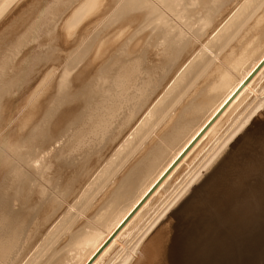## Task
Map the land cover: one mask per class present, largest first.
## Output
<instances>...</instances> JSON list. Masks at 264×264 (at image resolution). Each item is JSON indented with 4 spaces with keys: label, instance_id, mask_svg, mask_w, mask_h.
<instances>
[{
    "label": "bare ground",
    "instance_id": "obj_1",
    "mask_svg": "<svg viewBox=\"0 0 264 264\" xmlns=\"http://www.w3.org/2000/svg\"><path fill=\"white\" fill-rule=\"evenodd\" d=\"M72 1L73 0H24L22 4L19 5V8L22 7V11L19 12V14L17 11V16L14 17L10 21V24L0 32V82H5L6 86L3 85L5 88H7L8 85H10L9 87L12 85L15 86L16 91L17 89L20 90V88L16 89L18 83L23 82V85L24 83H29L28 80H30L29 78L34 72L35 67L45 59L44 53H46L49 49L52 53L51 49L53 48L49 47V49H46L48 46H45L46 48H44L43 46L46 43L44 44L43 42L44 45L41 46V40L36 44H38V49L43 47V49L47 50H44V53L40 50H37L34 46H30L31 48L24 50L29 44V40H32L30 41V44L32 42L35 44V42L40 39L41 32L46 33L49 31L47 37L51 36V39L55 40V42L54 40L53 42L56 45L64 46V44L69 42V38L73 34L76 35L77 33L75 32H78V30H80L79 28H82L80 27L79 23L77 24V21H79L81 16L86 17V20L87 18H92V16L100 18L99 20L95 18V20L97 19L98 21L93 24L92 27H90L91 29L88 28L89 31L82 37V39L79 41V43H77L75 48H73L70 53L62 49L64 51L63 55L65 58L62 59L63 61L59 64V66L63 62H65V64L63 63L64 66L57 75V78L64 80L65 84H67L72 77V72L74 69L72 64L76 62L79 63L83 60L87 61L83 71L75 75V77H72V80L78 82V90L75 93L67 94L65 92L64 94L57 95L59 97L55 100V104L53 103L54 99H52V97L48 98L45 103L41 104V102L34 100V98L38 95V92L48 80L44 79L46 81L43 82L40 87L35 89L36 91H34L32 95L30 94L31 97L29 100H27V103H25L22 107L20 106L21 108L18 109V111H15L16 113L0 130V264H8L12 254L15 255V248L20 245L19 240L23 238V236L26 237V241L29 242L30 246H33L34 236L38 235L37 233L41 232L43 228L45 229V227L50 223L51 219L57 214L53 212L50 214L52 208L56 212H59L64 208V211H62V219L59 220L58 223L56 222V226L54 221L50 223L48 230H45V232H48L52 226L54 228L52 227L53 229L48 232V234H45V238L38 245V247H36L33 256L30 258H33L35 255L38 256L39 250L44 245L42 243H45L52 236H55L57 233H59L60 228L66 224L68 229L71 230L69 242L72 243V247L73 245H75L74 248L78 247V250L73 248L77 251L73 256H71V259H73L71 264H83L92 251L96 249L102 240L110 233L114 226L127 213V211L138 200V198L143 194L148 186L164 170L166 165L174 158V156H176V154L186 144L190 137L219 107L228 94L237 86V84L242 80L247 72L264 54L263 43L261 45L258 44L259 46H256L257 50L260 47L258 53L252 57L248 64H246L239 72H237L232 65H235L236 62H239V64L243 62L242 59H245L242 56L244 54L243 50L240 49L242 50L241 54L243 53L240 58L238 56L240 53L237 55L235 53L236 56L234 58H238L236 60L234 59L236 62L232 61L231 57H229L234 55L231 48L232 46H229L231 48V50L228 49L229 52L228 50L226 51L227 55L225 53L223 54V52H225L223 51L224 48H227V45L231 44L230 42H235V40H233L235 34L241 32L240 38L239 36H236L237 39L239 38V40L236 39L237 41L233 46L239 44L241 39H243V43H245V38L248 39V32L250 34L249 25L254 23L251 22L248 24L247 22L254 18L253 16L258 13L259 8L264 4V0H245L241 11L239 13L235 11L236 14L238 13L236 16L232 17L230 15L231 19L227 23L228 25H226L225 28L220 26L224 28L223 31L222 28H220L221 30L217 29L219 30L218 32H222L219 34L216 32L217 36L214 35L216 38H213L210 43L208 41L205 43L207 38L204 41L203 35L205 34V31L212 25L214 20H216V12L222 10L226 4L227 7L230 6L232 1L235 0H190V2L187 1L190 6H186L187 3L185 1L186 4L183 6L181 5V8L178 7L180 5L178 0H172V3H170L168 0H109L112 3V6H109L108 3L105 4V0H83V3L80 0L81 3H79L82 5L72 12L74 13L73 16L71 15L72 17L70 16L73 21L69 22L67 20L68 22L65 21L67 22L66 24L65 22H62L63 25L61 24L58 26L59 22H56L54 18H58L61 13V9H63L65 5L68 6L69 4L70 6ZM76 1L78 2V0ZM173 1L176 4L175 7ZM18 2L21 1L1 0L0 19L3 16L5 17L6 14H8L13 6L15 7ZM166 2L168 4L170 3V6L166 4ZM183 3L184 0L182 4ZM204 4H208V11H204L206 9L205 7H207H204ZM191 5H194L195 10L200 8L199 5H202V7L205 8L202 11H204L205 14L207 12L206 15L204 14L205 16L201 12H198L200 15L202 14V18H200L199 15L195 13L201 20V23L198 24L199 27L197 29L192 26V24L197 23V21L195 20V22L193 20L194 22L191 24L190 21L192 20L189 21L188 19V16L192 15L189 14L194 13L192 12L194 9ZM241 5H243V3ZM69 6L65 7L66 9L64 11L62 10V13L65 14ZM81 11L82 13L80 14ZM137 12H142L143 19L148 21H146V23H140L138 28H135V31L131 33L130 38L132 36L135 37L136 35L139 37V35H141L140 33L145 32L149 25L155 23L151 31L143 35V37L147 38L143 41L144 43H147L143 51L137 54H109L106 52L107 49L109 50L108 43L116 39V32L122 26L121 22H123L126 18H130L129 14H134L136 16ZM11 13L12 15H9V17L7 15L3 20V23L1 22L3 25L6 24L9 19H11L15 11H11ZM74 17L76 18L74 19ZM192 17L193 16H191V18ZM57 20H61V18ZM257 20L259 19L257 18ZM29 22L31 23L29 24ZM262 22L263 21L259 22V25H261ZM80 23L82 24V21ZM106 23L107 25L105 27L101 26L105 25ZM2 24L0 25V30L2 28ZM25 24H29L27 25L28 29L26 28V32L23 28L22 30L16 32V30H19ZM51 25H53V27H51ZM246 25L249 27L246 28ZM18 26H20V28H18ZM49 26L52 28L51 30L48 28ZM254 27H252L253 33L256 32V27ZM44 28L46 29V32L43 30ZM106 29L109 31L106 32ZM123 30H121V32L118 31L120 32L117 34L119 37L120 34L124 35L125 32H127V29L125 32H122ZM263 31L264 26L260 32ZM34 32H36V35ZM153 32L162 36V41L159 43L157 42V46L153 45V37H147L148 34L153 35ZM19 33H21L20 36H17ZM32 34L35 36H31ZM100 35L102 38H100ZM141 38L142 37H140V39ZM157 39H155V41ZM149 40L151 41L150 44L148 43ZM167 40L172 41V46L168 45V48L165 47L164 43L167 42ZM248 41L246 43H248ZM69 43L67 44L69 45ZM106 43L108 45H106ZM67 44L66 47H68ZM134 45L136 46V43ZM135 46L132 45L133 48H135ZM150 46H154L156 49L151 52L149 50ZM246 46L248 45L246 44ZM112 48L113 47L111 46V49ZM58 50H60V48ZM60 52L62 51L60 50ZM47 55L49 54L46 53V58L48 57L50 60V58H52L51 55L50 57ZM190 56H192L193 59H191ZM101 58L103 60H107L103 61ZM189 58L191 59L190 63L188 62V60H190ZM98 59H100L101 62L95 65L94 61L97 62ZM186 61L189 63H186V68L184 67L185 69H182V73L179 72L180 74H176L180 67L182 68V65H185ZM78 63L76 64L79 65L80 63ZM41 64H43V62ZM90 65H94L96 67L92 69ZM59 66L57 68L55 67L54 71L51 70L52 73L50 75L48 74V78L55 74L56 70L59 69ZM74 67L77 66L75 65ZM230 67L232 68L231 71H229ZM173 72L179 76L178 78L175 76L176 80L173 79L175 82L172 81L173 83L169 87L170 84L168 85L167 81L169 78H171L170 76L174 74ZM202 75L204 77L201 79H204L205 77L206 79L208 78V80L213 79L212 86L206 82L210 87H200L202 84L201 82L198 89L196 88L194 91L195 93H192V97L190 99L186 97L189 99V101L186 102L184 100V104H186V106L180 107L178 105L180 108L178 109V107H176L177 111L175 113L171 111L174 113L173 116L170 114H167L168 116L166 117L162 116L168 111H165V113L162 114V111H160L158 105L160 104L162 107H166L169 102L172 103L171 101H173L176 95L178 96L179 93H181L180 91L182 88H187L191 85L192 89L193 81ZM163 86H165V89L167 86L169 88L167 87L168 89H166V91L165 89L163 90L165 92H162L161 95H164H162V97L160 95V100L159 98L158 101L155 100L157 101L155 105L153 102L149 104L154 95V97H157L159 90H162L161 87ZM0 90L2 93L3 90L1 88ZM184 90L186 91V89H183V92ZM8 93L9 92H7V94ZM0 95L1 98H5V95ZM183 96L185 98L184 93ZM31 100H33V103H31L29 106L30 108L25 109V112L21 114L24 107ZM15 104L16 103H14V105ZM53 105L55 106V110L52 108V111H50V107H53ZM151 105H153V107L149 110L148 108ZM162 107L161 110H163ZM173 107L175 108V104ZM4 110L2 114H0V126L3 124V121L7 119L3 118L5 117ZM167 110H170V108ZM262 112H264V64L241 88L239 93L218 115L214 122L204 131L200 138L192 145V147L186 152L182 159L161 181L157 188L148 196L143 204L136 210L132 217L104 247V249L91 262V264H131L138 255L139 251L142 249V246L154 228L164 218H166L172 209L183 202L193 190H196L199 186L208 182L218 162L223 160L225 156L231 153L232 149L235 147V144L239 141L243 134H245V132L249 131L255 122L254 120ZM160 113L162 115H160ZM200 113L201 115L199 116ZM158 114L160 117L162 116L161 119L163 118L161 128L158 129V125L161 124V122L159 123L158 121L161 120L157 118L158 120L155 122L157 124L159 123L157 125L158 127L156 126L158 131H156L157 129L155 128V130L150 131L151 134L148 138H146V134L144 137H142L141 141H139V146H136L139 144L138 142H136L137 144L133 146L137 137L142 132H144L147 127L149 129V125L154 122ZM18 115L20 116L18 117ZM41 116L42 121L44 120L46 124L47 122L49 123L48 126L41 124L45 123L42 121L40 122L41 119L39 118H41ZM138 118L142 120L139 122L138 126H135L134 129L133 123L138 120ZM13 121H15L14 124L12 123ZM155 122L151 125L152 127L149 130L155 126ZM11 123V127H9L7 130L6 128ZM25 130L31 131L32 135L30 138L32 140H36L39 143V147L44 144L46 140L48 141L50 136H53L57 133L64 131L63 136H67L65 141H62L63 137H59V139L55 140L56 142L52 144V147L51 144H49L46 150L43 149L39 157H33L34 159L32 161L34 164L32 163V165L29 166L27 162H25V157H22L23 153L20 155L22 158L18 156L20 154L18 147V141L20 139L18 137L23 135L26 132ZM4 131L5 134L2 135ZM17 131H20L21 134L18 135ZM70 131L71 133H69ZM153 133H155V136ZM122 137L124 140L120 139ZM149 139H151V143L147 144ZM171 139L173 140L174 145L171 142ZM120 142L122 143L120 144ZM144 143L147 145H145V147L143 146L144 149H142L141 147L144 145ZM164 143L166 144V149L169 148L168 152L163 151V147H165ZM73 144H75V146L78 144L88 145L83 162H70L71 166L73 167L72 173H74V175L72 174V177H69H76L74 178L75 180L84 177L83 174L85 173L86 178L91 172V168L87 162V160H89L90 154L105 155L108 152L110 153L111 151H115V153L112 152V156L108 155L111 157L109 158L110 160H108L106 156L108 164L105 166V169H103L104 171H102V173L108 172L113 167L109 177H115V181L113 183L111 182L110 184H107L106 182L110 178H106V181H104L103 185L101 186H103L105 191L108 189L109 190L99 199L95 205H92L93 207L91 206V209L90 205H88L90 210L88 207H85V204H89V202H84V204L83 201L82 203L81 201L76 203H67V194L65 197V192L60 191L61 189L59 185L61 184H58L56 180L57 178L55 179V176L48 171V169L51 168L54 159V161L58 162L64 157V161L61 162H68L67 159L71 154L69 151L71 152ZM66 151L68 153V157L66 156ZM38 152H40V150ZM52 152H55L54 159L51 160L50 158V160L46 161V158L50 157ZM133 157L134 159H132ZM76 159L77 158H75V160ZM148 170L150 171V174L143 177L145 174H147ZM98 173L100 172L98 171ZM50 174L52 176H50ZM98 175L96 177H98ZM101 175L99 176L100 180L103 178H100ZM104 175L107 174L105 173ZM142 177L144 179H142ZM139 178L142 179L140 187L137 190L135 189L136 191H134V193L130 192L133 184L137 179L139 180ZM73 180H71L72 182L69 181V184L72 185ZM91 180L92 182L88 185V188L85 189L86 192H88L90 188H93V183L97 182V178L94 182V179ZM59 181L60 179L58 182ZM138 183L139 182H137V184ZM66 185L69 186L67 183ZM82 186H84V184ZM61 187L62 190L66 189H63V185ZM171 188H173V190H170ZM102 191L103 190L100 192ZM86 192H83V194ZM161 199L162 201L159 203ZM52 200L56 203H51L54 204L53 206L55 208L51 207L49 204ZM122 200L126 202L122 206L118 207V204ZM64 203H67L66 207L64 206ZM81 204H83L82 207ZM155 205L157 207H154ZM103 210H107L106 213L105 211L103 212ZM151 211H153V214L150 215L149 213ZM48 214L50 216L44 218V216H48ZM147 214L150 215L148 220L146 218L147 222H144L143 225L139 226ZM98 215L101 217L104 216L103 218H106L108 215L112 217H108L109 220L107 223L105 222L106 225L97 227V230H86L85 228L88 226L87 219ZM61 246L55 248L49 256L46 255L47 257L45 260L40 262H36L35 260L36 264H63L62 262L65 261H63L65 257L63 254L59 256L63 250V246ZM17 249H19V247H17ZM46 252H49V250ZM46 252L44 251V255ZM40 260H42V258ZM31 261L34 262V260Z\"/></svg>",
    "mask_w": 264,
    "mask_h": 264
},
{
    "label": "rangeland",
    "instance_id": "obj_2",
    "mask_svg": "<svg viewBox=\"0 0 264 264\" xmlns=\"http://www.w3.org/2000/svg\"><path fill=\"white\" fill-rule=\"evenodd\" d=\"M1 1V0H0ZM21 2H18L16 5H15V7L13 6V8L11 9V11H15V13L13 14V16L11 17V19H9V21H7V23L6 24H2L3 23V20L6 18V16L8 15V17H9V15H12V13H11V11L8 13V14H6V16L4 17H2L1 19H0V25L2 24V28H1V30H0V32L1 31H3L6 27H7V25H9L10 24V21L14 18V17H16L17 16V11H18V14H19V12H21L22 11V7L21 8H19V5H21L22 4V2L24 1V0H20ZM65 1V0H64ZM67 1V0H66ZM167 1V0H166ZM170 3H172L171 1L172 0H168ZM177 1V0H176ZM183 2V0H178V2H179V8H181L180 6L182 5H184V4H186L187 3V1L188 2H190V0H184V3L182 4V2ZM185 1H186V3H185ZM241 2V4L243 3V5H241L240 4V2ZM80 2V0H78V2L76 1V0H73L71 3H70V6H69V4H68V6H69V8H68V10L65 12V14L64 13H62V10L64 11L66 8L65 7H68L67 5H65L64 6V8L63 9H61V13H60V15H59V17L57 18H54L55 20H56V22H59V24H58V26H60L61 24H62V22L64 23L65 21H69V22H72L73 20H72V16H73V14L74 13H72L74 10H76L77 8H79V6L80 5H82V4H80L81 2L83 3L84 1L83 0H81V2ZM105 2V4L106 3H108L109 4V6H112V3L109 1V0H105L104 1ZM174 2V1H173ZM181 2V3H180ZM230 2V1H229ZM237 2V3H236ZM75 3V4H74ZM170 3L168 4L167 2H166V4H168L169 6H170ZM244 3H245V0H238V1H232V4L230 5V6H228L227 7V4L224 6V8L222 9V10H220V11H217L216 13V20H214V22L212 23V25L205 31V34L203 35V40L205 41V39H206V41H205V43L208 41L209 43L212 41V39L214 38H216V36H217V33L219 34V33H221L222 31H223V29L226 27V25H228L227 23L229 22V20L231 19V17H230V15L233 17V16H236L240 11H241V9H242V6H244ZM174 4H175V2H174ZM237 4H239V5H237ZM72 5V6H71ZM187 5H189V3H187L186 4V6ZM234 5V6H233ZM176 6V4L174 5V7ZM190 6V5H189ZM188 6V7H189ZM192 6V5H191ZM196 6V5H195ZM199 6H200V8H199ZM197 5V7L199 8V9H197V10H195V7H194V5L192 6L193 7V9L195 10H192V12H194V13H190L189 15H191V16H193L192 18H191V16H188V19H189V21L190 20H192V21H190L191 22V24L196 20L197 21V23H194V24H192V26H194V28L195 29H197L198 27H199V25L198 24H200L201 22V20L199 19V17L200 18H202V14L204 15L205 14V12L204 11H208L207 9H208V4H204L203 6L205 7V6H207V7H205V8H203L202 7V5ZM263 6H264V4H263ZM263 6H261L260 8H259V11H258V13H256L255 14V16H253L254 18H252V19H250L249 20V22H247L248 24H250L251 22H254V23H251V24H254V25H246L247 27L246 28H248L249 27V30H250V34H249V32H248V35H247V38L248 39H246L245 38V43H243V39H241L240 41H239V44H236L235 46H233L234 44H235V42L237 41V40H239V38H240V33L241 32H239V33H237V34H239V35H237V34H235L234 35V39L233 40H235V42L233 41V42H230L231 44H228L227 46V48H224V50L223 51H225V52H223V54L225 53H227L226 51L229 49V50H231V48H232V52L234 53V55L233 56H229V57H231V59H232V61H234V62H236L235 60L236 59H238V58H234L237 54H239L240 53V55H238L239 56V58L241 57V55L245 58V59H242V61L243 62H241L240 64H239V62L237 63L236 62V64L235 65H232L235 69H236V71L237 72H239V71H241V69L246 65V64H248V62L252 59V57H254L257 53H258V51H259V48H258V50L256 49V46H259L258 44H262L263 43V45H264V31L263 32H260L261 31V29L263 28V26H264V10H263ZM71 7V8H70ZM173 7V6H172ZM235 9H234V8ZM238 7V8H237ZM239 7H241V8H239ZM263 7V8H262ZM19 8V9H18ZM201 8H203V9H201ZM232 8V9H231ZM205 9V10H204ZM261 9V10H260ZM20 10V11H19ZM107 10V9H106ZM191 10H190V12H191ZM200 10V11H199ZM202 10H204V11H202ZM229 10V11H228ZM234 12H233V11ZM197 11V12H196ZM238 12L237 14H236V12ZM261 11V12H260ZM106 12V11H105ZM105 12H103V13H105ZM198 12H201L202 14L200 15ZM204 12V13H203ZM222 14H221V13ZM228 12V13H227ZM231 12H233V13H231ZM262 12H263V14H262ZM82 13V11L80 12V14ZM195 13H197L198 15H199V17H197L198 15H196ZM261 13V14H260ZM111 14V13H110ZM195 14V15H194ZM206 14H207V12H206ZM205 14V15H206ZM221 14V15H220ZM227 14V15H226ZM235 14V15H234ZM64 15V16H63ZM72 15V16H71ZM134 14H129V16H130V18H126L123 22H121V24H122V26H121V28H119V30H117V32H116V36H118V37H116L115 36V38L116 39H114L112 42H110V43H106V45H108L109 47V50L107 49V51L106 52H108L109 54H121V53H127V54H137V53H141L142 51H143V49L145 48V46H146V44L147 43H144L143 41L144 40H146L147 38L146 37H143V35H145V34H147L148 32H150L151 31V29H152V27L155 25V23H153V24H151V25H149L147 28H146V30H145V32H143V33H140L141 35H139V37L136 35L135 37L134 36H132L131 38H130V36H131V33L133 32V31H135L134 29L135 28H138V25H140V23L142 24V23H146V21H148V20H144L143 19V13L141 12H137L136 13V16L134 15ZM204 15V16H205ZM220 15V16H219ZM61 16V17H60ZM71 16V17H70ZM66 17V18H65ZM70 17V18H69ZM228 17V18H227ZM230 17V18H229ZM260 17V18H259ZM262 17V18H261ZM61 18V20H57V19H60ZM67 18H69V19H67ZM76 17H74V19H75ZM81 18H82V20H81ZM81 18L79 19V21H77V24L79 23V25H80V27H82V28H79L80 30H78V32H75V33H77L76 35L75 34H73L69 39L71 40V42H70V40H69V42H67V43H69V45L67 44V46L68 47H66V44H64V46L63 45H56L54 42H55V40L54 39H51V36L50 37H47L48 36V32L49 31H47L46 32V29L44 28L43 30L47 33V35H46V33H43V32H41V37H40V39H38V41L37 42H35V44H34V42H32L31 44H30V41H32V40H29L28 41V45L25 47V49L24 50H27L28 48H31L30 46H34L37 50H40V51H42L43 53H44V50H46V49H49V47L50 48H53V49H51L52 50V53H51V51H50V49L46 52L47 54H49V55H47V56H49L50 57V55H51V57L52 58H50V60L48 59V57L46 58V53H44V55H45V59H47V60H45L44 59V61H42L43 62V64H38L36 67H35V70H34V72L32 73V75L30 76V80H28V84H25L24 83V85H23V82H20V83H18V86L16 87V89L17 88H20V90H16L15 91V86H11V87H9L10 85H8L7 86V88H8V90H7V88H5V82L4 83H1L0 85L2 86V87H4V88H2L1 86H0V88L3 90V92L1 93L0 92V94H2L5 98H1V95H0V101L2 102H0V114H2V112H3V110L5 109H7L6 111L4 110V116L5 117H3L4 119H6V120H4L3 121V124L0 126V130H1V128H3L5 125H6V123L12 118V116L16 113L15 111H18V109H20L25 103H27V100H29L30 99V97H31V95H32V93L34 92V91H36L35 89H37L38 87H40V85H42L43 84V82H45L46 80H44V79H48L46 82H45V85L42 87V89L38 92V95L37 96H35V98H34V100H37L38 102H41V104H43V103H45V101L46 100H48V98H50V97H52V99H54L53 100V103L55 104V100L56 99H58V97L59 96H57V95H60V94H64L65 92L67 93V94H69V93H75L77 90H78V82L77 81H74V80H72V77H75V75H77V74H79L80 72H82L83 71V69H84V67L86 66V60L84 61H81V62H76V63H78L79 65H77L76 63H74L77 67H74L75 65L74 64H72L73 66V72H72V77H71V79H70V81L67 83V84H65V81L64 80H60V79H58L57 78V75L59 74V72H60V70L62 69V67L64 66V64H65V62H63L60 66H59V64L63 61L62 59H64L65 58V56L63 55V50L62 49H64L65 51H68L69 53L73 50V48H75V46L77 45V43H79V41L82 39V37L89 31V29H91L90 27H92L93 26V24H95L100 18H97V17H93L92 16V18H87V20L85 19L86 17H82L81 16ZM95 18H97L96 20H95ZM191 18V19H190ZM198 18V19H197ZM257 18L259 19V20H257ZM51 19V18H50ZM52 19H53V17H52ZM65 19V20H64ZM90 19V20H89ZM136 19V20H135ZM227 20V22H226V20ZM255 19V20H254ZM194 20V21H193ZM263 21L262 22V24L261 25H259L260 23L259 22H261V21ZM67 21V22H68ZM82 21V24L80 23ZM86 21V22H85ZM195 21V22H196ZM199 21V22H198ZM255 21H256V23H255ZM2 22V23H1ZM54 22V21H53ZM67 22H65V24L67 23ZM31 22H29V24H30ZM84 23V24H83ZM88 23V24H87ZM225 23V24H224ZM258 23V24H257ZM29 24H25L24 26H22L21 28H20V26H18V28H20L19 30H16V32L17 31H20V30H22V28L25 30V32H26V30L28 29V27H27V25H29ZM102 24V23H101ZM104 24V23H103ZM127 24V25H126ZM215 24V25H214ZM217 24V25H216ZM221 24V25H220ZM222 24H224V25H222ZM256 24V25H255ZM63 25V24H62ZM78 25V26H79ZM82 25V26H81ZM107 25V23L105 24V25H101V26H103V27H105ZM125 25V26H124ZM100 26V25H99ZM214 26V27H213ZM220 26H223V27H220ZM256 28H255V27ZM260 26H261V28H260ZM51 27H53V25H51ZM50 26L48 27V28H50V30L52 29ZM252 27H254L255 28V33H253V31H252ZM257 27H259V28H257ZM17 28V29H18ZM27 28V29H26ZM89 28V29H88ZM100 28V27H99ZM215 28V29H214ZM220 28H222V31H220V32H218L219 30H221ZM118 29V28H117ZM124 29V30H123ZM126 29H127V32H125L126 31ZM131 29V30H130ZM217 29H219V30H217ZM257 29V30H256ZM259 29V30H258ZM24 30H23V32H24ZM87 30V31H86ZM121 30H123L122 32H125V34L124 35H122V34H120V37H119V35H117L118 33H120L121 32ZM213 30V31H212ZM215 30V31H214ZM217 30V31H216ZM248 30V31H249ZM80 31V32H79ZM96 31V30H95ZM94 31V32H95ZM106 32H108L109 30H105ZM115 31V30H114ZM118 31H120V32H118ZM130 31V32H129ZM245 31V30H244ZM24 32V33H25ZM94 32H93V34H94ZM156 32V31H155ZM217 32V33H216ZM252 32V33H251ZM21 33H22V31H21ZM21 33H19V35L17 34V36H20V34ZM23 33V34H24ZM157 33H158V31H157ZM157 33H154L153 32V35H150V34H148V36L147 37H153V45L154 46H157L158 45V43L160 42V41H162V39H161V35L159 34H157ZM210 33V34H209ZM22 34V35H23ZM34 34L36 35V32H34ZM34 34H32L31 36H35ZM43 34H44V37H43ZM253 34V35H252ZM78 35V36H77ZM158 35V36H157ZM214 35H216V36H214ZM157 36V37H156ZM214 36V37H213ZM239 36V38L237 39V37ZM249 36V37H248ZM16 37V36H15ZM74 37H76V38H74ZM124 37V38H123ZM140 37H142L141 39H140ZM47 38V39H46ZM72 38H73V40H72ZM100 38H102V36L100 35ZM128 38V39H127ZM144 38V39H143ZM149 38V39H150ZM158 38V39H157ZM49 39V40H48ZM137 39V40H136ZM155 39H157L156 41H155ZM210 39V40H209ZM237 39V40H236ZM40 40H41V42H40ZM46 40V41H45ZM53 40H54V42H53ZM249 40V41H248ZM250 40H252V41H250ZM260 40V41H259ZM50 41V42H49ZM116 41H118V42H116ZM121 41V42H120ZM139 41H141V42H139ZM242 41V42H241ZM248 41V43H246ZM38 42H40L42 45L41 46H43L45 43V45L43 46L44 48H46L47 46H48V48H46V49H43V47H40L39 49H38V47H37V45L38 44H36V43H38ZM43 42H44V44H43ZM47 42H49L50 43V45H49V43H47ZM115 42V43H114ZM136 43V46H137V48H136V46L134 45L135 43ZM150 40L148 41V43L150 44ZM158 42V43H157ZM168 42V43H167ZM167 42H164L165 43V47H167L168 48V45L169 46H172L171 45V40H167ZM52 43V44H51ZM114 43V44H113ZM117 43V44H116ZM120 43V44H119ZM244 45H242V44ZM48 44V45H47ZM54 44H55V47H54ZM113 44V45H112ZM156 44V45H155ZM246 44L248 45V46H246ZM132 45L133 46H135V48H133L132 47ZM241 45V46H240ZM262 45V46H263ZM46 46V47H45ZM111 46L114 48H112L111 49ZM115 46V47H114ZM124 46V47H123ZM154 46H150L149 47V50L152 52V51H154L156 48L154 47ZM231 48H230V47ZM236 46H240V47H236ZM57 47H59L60 48V50L62 51V52H60V50H58L59 48H57ZM66 47V48H65ZM243 47H244V49L246 50H244L243 49ZM248 47V48H247ZM131 48H132V50H131ZM152 48H154V49H152ZM234 48V49H233ZM238 48V49H237ZM56 49V50H55ZM111 49V50H110ZM240 49H242L243 50V53L241 54V52H242V50H240ZM54 50V51H53ZM138 50V51H137ZM229 50H228V52H229ZM257 50V51H256ZM50 51V52H49ZM56 51V52H55ZM58 51V52H57ZM240 51V52H239ZM256 51V52H255ZM41 52V53H42ZM49 52V53H48ZM55 52V53H54ZM59 52H60V54H59ZM67 52V53H68ZM105 52V53H106ZM129 52V53H128ZM231 52V53H232ZM58 53V54H57ZM68 53V54H69ZM235 53H236V55H235ZM53 54H54V57H53ZM57 56H56V55ZM43 55V54H42ZM60 55V56H59ZM227 55V54H226ZM230 55H232V54H230ZM58 57V58H57ZM62 57V58H61ZM191 57V59H193L192 58V56H190ZM60 58V59H59ZM58 59V60H57ZM102 59V58H101ZM190 59V58H189ZM191 59L190 60H188V62L190 63L191 62ZM235 59V60H234ZM57 60V61H56ZM103 60V59H102ZM107 59H105V60H103V61H106ZM47 61V62H46ZM50 61V62H49ZM49 62V63H48ZM95 63V65H97V63H99V62H101V60L100 59H98L97 60V62L96 61H94ZM187 61L185 62V65H182L183 67L181 68L180 67V69L178 70V72L176 73V74H178L179 72L180 73H182V69L184 70L186 67L185 66H187V64H189ZM228 62H229V60H228ZM45 63V64H44ZM187 63V64H186ZM47 64V65H46ZM101 64V63H100ZM10 65V64H9ZM42 66V67H41ZM59 66V69L58 70H56V72H55V74L53 75V76H51V77H49L48 78V76L52 73V71H54V68L56 67H58ZM98 66H100V65H98ZM98 66H97V68H98ZM39 67V68H38ZM90 67H92V69H94L96 66H92V65H90ZM185 67V68H184ZM52 70V71H51ZM232 70V68L230 67L229 68V71H231ZM174 73V72H173ZM179 73V74H180ZM49 74V75H48ZM175 73L174 74H172L170 77L171 78H169V79H171V80H169L168 79V85H169V87L172 85V83L173 82H175V80H176V77L175 76H177V78H178V76L179 75H176ZM45 76V77H44ZM204 76L202 75V76H200L199 78H196L195 79V81H193V84H192V89H191V85L189 86V87H187V88H182V90L180 91L181 93H179V95L177 96H175L174 97V99H173V101H174V104H175V108L173 107L174 106V104H173V101H171L172 103H168L167 104V108L166 107H162V105H158V108L160 109V111H162L161 113L163 114V113H165V111L167 112V113H165L164 115H162L161 113H160V115H162V116H168L167 114H170L171 116H173L174 115V113L177 111V108L176 107H178V109L180 108V107H182V106H186V104H184L185 103V101L187 102V101H189V99L192 97V93H195L194 91L196 90V88L198 89V87L200 86V84H201V82H202V84H201V86L200 87H210V86H212V84H213V79H211V80H208V78L206 79V77L204 78V79H201V78H203ZM173 79H175L174 81H173ZM206 80V81H205ZM50 81H52V82H50ZM60 81V82H59ZM173 81V82H172ZM211 81H212V83H211ZM3 82V81H2ZM199 82V83H198ZM206 82H208L209 84H211L210 86L208 85V83H206ZM22 83V84H21ZM195 83V84H194ZM197 83V84H196ZM206 83V84H205ZM20 84V85H19ZM39 84V85H38ZM53 86H52V85ZM204 84V85H203ZM3 85H5V86H3ZM15 85V84H14ZM17 85V84H16ZM57 85V86H56ZM194 85V86H193ZM196 85V86H195ZM198 85V86H197ZM65 86V87H64ZM77 86V87H76ZM12 87H13V90H12ZM22 87V88H21ZM168 87V86H167ZM166 87V89H168ZM162 88V90L160 89L159 90V93H158V95H157V97H154L153 96V99L149 102V104H151L152 102H153V104L155 105V103L158 101V98H159V100H160V98L162 97V95H164V94H162L161 95V93L163 92H165L166 91V89H165V86H163V87H161ZM195 88V89H194ZM165 89V91H163ZM183 89H186V91L189 93V95H188V93L184 90V92H183ZM5 90H7V91H5ZM193 90V91H192ZM1 91V90H0ZM15 91V92H14ZM47 91V92H46ZM57 91V92H56ZM161 91V92H160ZM191 91V92H190ZM7 92H9L8 94H7ZM185 92H186V94H185ZM45 93V94H44ZM177 93V94H178ZM183 93H184V95H185V98H184V96H183ZM31 94V95H30ZM40 95V96H39ZM160 95H161V97H160ZM182 95V96H181ZM180 96V97H179ZM24 97V98H23ZM37 97V98H36ZM54 97V98H53ZM56 97V98H55ZM189 98V99H187V98ZM43 98H44V100H43ZM157 98V99H156ZM6 101H5V100ZM21 99V100H20ZM26 99V100H25ZM175 99H176V101H175ZM183 101H182V100ZM187 99V100H186ZM155 100H157V101H155ZM179 100H181V101H179ZM185 100V101H184ZM4 101V102H3ZM20 101V102H19ZM18 102H19V104H18ZM181 103V105H180V103ZM183 102V103H182ZM14 103H16L15 105H14ZM31 103H33V100H31L25 107H24V109L22 110V112H21V114L23 113V112H25V109H29L30 107V105H31ZM177 103H179V104H177ZM15 107H14V106ZM171 105V106H170ZM180 107H179V106ZM21 106V107H20ZM163 108V110H161V107ZM7 107V108H6ZM153 107V105H151L148 109L150 110L151 108ZM170 108V110H167V109H169ZM235 107V106H234ZM9 108V109H8ZM10 108H11V110H10ZM17 108V109H16ZM52 108L55 110V106L53 105V107L51 106L50 107V111H52ZM66 108V107H65ZM173 108V109H172ZM185 108V107H184ZM14 109V110H13ZM172 109V110H171ZM38 110V109H37ZM164 111V112H163ZM174 112V113H172V112ZM13 112V113H12ZM123 112V111H122ZM20 114V115H21ZM20 115H18V117L20 116ZM160 115L158 114L157 115V117L155 118V120H154V122L156 121L157 122V118H159L161 121H158L159 123L161 122V124H157L156 122H155V126L151 129V130H149L152 126V124L154 123H152V124H150L149 125V129H148V127L144 130V132H142L141 134L143 135H139L138 137H139V139H138V137H137V139L135 140V142H134V144H133V146L134 145H136L137 143L136 142H138L139 143V141H141V139H142V137H144V135L146 136V138H148L149 136H150V134H151V132L150 131H152V130H155V128L157 129V127H158V129H160L161 128V125H162V123H163V118L161 119V117H160ZM201 115V113L199 114V116ZM17 117V118H18ZM39 119H41L40 120V122L42 121V116H41V118H39ZM16 120V119H15ZM142 120V119H141ZM139 118H138V120H136L134 123H133V128L135 129V126H138V124H139V122L141 121ZM6 121V122H5ZM14 122L15 121H13L12 123L14 124ZM42 122H45L44 120L42 121ZM50 122V121H49ZM137 122V123H136ZM12 123L6 128L7 130L9 129V127H11V125H12ZM41 124H45L46 126H48L49 125V123L47 122V124H46V122L45 123H41ZM135 124H137V125H135ZM158 125V126H157ZM157 126V127H156ZM5 129V131L7 132V130ZM149 131H148V130ZM158 129L156 130V131H158ZM20 130V129H19ZM117 130V129H116ZM133 130V129H132ZM146 130H147V132H149V133H147L146 132ZM5 131L2 133V135L3 134H5ZM26 131V132H25ZM24 132V134L23 135H20L18 138L20 139H17V140H19L18 142H19V144H18V147H19V152H20V154H19V152H18V156H20L22 153V157H25V159H26V161L25 162H27V164L30 166V165H32V163L34 164V162L32 161L34 158H36V157H39V155L42 153V151H43V149L44 150H46L47 148H48V145L49 144H51V147L53 146L52 144L53 143H55L56 141L55 140H58L59 139V137H63V140L62 141H65L66 140V136L67 135H65V136H63L64 134V131L63 132H61V133H57V134H55V135H53V136H50V138H49V140L47 141L46 140V142H44V144H42L40 147H39V143L36 141V140H32L31 138H30V136L32 135V133H31V131H29V130H25ZM18 132V135L19 134H21V132L20 131H17ZM20 132V133H19ZM155 132V131H154ZM69 133H71V131L69 132ZM69 133H68V135H69ZM144 133V134H143ZM148 134V135H147ZM153 135L155 136V133H153ZM26 136V137H25ZM55 136H57V137H55ZM182 136V135H181ZM22 137V138H21ZM28 137V138H27ZM141 137V138H140ZM25 138V139H24ZM26 138H27V140H26ZM120 139H122V140H124V138L122 137V138H120ZM119 139V140H120ZM152 139V138H151ZM151 139H149V141H147L148 143L147 144H149V143H151L150 142V140ZM122 140H120V141H122ZM172 140V139H171ZM170 140V141H171ZM23 141V142H22ZM35 141V142H34ZM24 142H26V143H24ZM172 143H173V145H174V142H173V140L171 141ZM122 142H120V144H121ZM172 143H171V145H172ZM27 144V145H26ZM146 143H144V145H142V149H144V147H145V145H147ZM165 144V143H164ZM166 144H167V142H166ZM166 144L164 145L165 147H163L164 148V150L163 151H165V152H168L169 151V148H167L166 149ZM140 145V143L138 144V145H136V146H139ZM22 146V147H21ZM37 146V147H36ZM144 146V147H143ZM39 147V148H38ZM87 147H88V145L87 144H78L77 146H75V144H73V148H72V150H71V152L69 151V153H71L70 154V156L68 157L67 155H68V153H67V151H66V156L68 157V159H67V161L68 162H66V163H62L63 161H64V157L63 156H61V157H63L62 158V160H59L58 162L60 163H58V162H56V161H54L55 159H54V156H55V152H52L50 155V157H47L46 158V161L47 160H50V158H51V160H53V164H52V166H51V168L50 169H48V171L50 172V173H52L54 176H55V179L57 180V183L58 184H61V185H59L60 186V191L61 192H65V197H66V194H67V196L68 197H66V201H67V203H76V202H78V201H81V203H82V201H83V204H84V202H89V204H85V207H88V205H90V209L93 207L92 205H95L98 201H99V199L109 190H107V191H105L104 190V188H103V186H101V185H103V183H104V181H106V178H108L109 177V175L111 174V171H112V169H113V167L110 169V171H108V172H105L107 175H104L105 173H102V171H104L103 169H105V166H107V164H108V160H110L109 158H111L110 156H112V154L113 153H115V151H111L110 153L108 152L107 154H103V155H101V154H90V156H89V160H87V162H88V165L90 166V168H91V172L87 175V177L85 178V175H86V173L85 174H83L84 175V177H82V178H80V179H74V178H76V177H74V178H70V177H72V174L74 175V173H72V169H73V167L71 166V164H70V162L71 161H74V162H79V161H81V162H83V160H84V156L86 155V152H87ZM77 148V149H76ZM105 148V147H104ZM31 149H33V150H31ZM141 149V150H142ZM40 150V152H38ZM77 150V151H76ZM83 150V151H82ZM167 150V151H166ZM79 151V152H78ZM85 151V152H84ZM129 151H130V149H129ZM113 152V153H112ZM164 152V153H165ZM28 154V155H27ZM53 154V155H52ZM25 155V156H24ZM27 155V156H26ZM36 155V156H35ZM78 155V156H77ZM108 155H110V156H108ZM74 156V157H73ZM106 156H107V158H108V160H107V158H106ZM136 156V155H135ZM134 156V157H135ZM21 157V156H20ZM21 157V158H22ZM34 157V158H33ZM66 157V158H67ZM134 157L132 158V159H134ZM28 158V159H27ZM75 158H77L76 160H75ZM104 158H106V159H104ZM72 159V160H71ZM80 159V160H79ZM62 161V162H61ZM66 161V160H65ZM130 161H132V160H130ZM68 165V166H67ZM60 168V169H59ZM89 168V169H90ZM99 168V169H98ZM68 169V170H67ZM92 169H93V171H92ZM97 169V170H96ZM60 170V171H59ZM71 171V172H70ZM98 171L100 172V173H98ZM94 172V173H93ZM110 172V173H109ZM150 171L148 170L147 171V174H145L143 177H145L146 175H148V174H150L149 173ZM185 172H187V171H185ZM185 172H184V174H185ZM93 173V174H92ZM1 174V173H0ZM70 174V175H69ZM98 174H102L101 175V177L100 178H102L101 180L99 179V176L100 175H98ZM58 175V176H57ZM91 175V176H90ZM98 175V177H96ZM50 176H52L51 174H50ZM70 176V177H69ZM1 177V176H0ZM60 177V178H59ZM89 177V178H88ZM97 178V182L96 183H93L94 185L92 186L93 188H90L89 190H88V192H86V188H88V185L92 182V180L91 179H94L93 180V182L94 181H96V178ZM142 177V179H144ZM60 179V181L58 182V180ZM85 178V179H84ZM110 179H108V181L106 182L107 184L109 183H113L114 181H115V177L113 178L112 176L111 177H109ZM179 178H180V176H179ZM178 178V179H179ZM67 179H68V181H67ZM70 179V180H69ZM74 179V180H73ZM100 181H99V180ZM142 179H140L139 178V180L137 181H135V183L133 184V187L131 188V191L130 192H133L134 193V191H136L139 187H140V184H141V181H142ZM71 180H73V183H72V185L71 184H69V181H71ZM112 180V181H111ZM177 181V180H176ZM179 181V180H178ZM72 182V181H71ZM137 182H139L138 184H137ZM66 183L69 185V186H67L66 185ZM105 183V184H106ZM79 184V185H78ZM80 184H84V186H82V185H80ZM97 184V185H96ZM137 184V185H136ZM63 185V189L64 188H66L65 190L67 191V193H66V191L65 190H62V186ZM66 186V187H65ZM79 186V187H78ZM68 187V188H67ZM83 187V188H82ZM100 187H102V188H100ZM137 187V188H136ZM78 188H79V190H78ZM84 189V190H83ZM134 189V190H133ZM136 189V190H135ZM101 190H103L102 192H100ZM170 190H173V188H171ZM170 190H169V193H170ZM79 191H80V193H79ZM96 191V192H95ZM105 191V192H104ZM83 192H86L85 194H83ZM104 192V193H103ZM77 193V194H76ZM89 193V194H88ZM169 193H167V194H169ZM80 194V195H79ZM82 194V195H81ZM88 194V195H87ZM85 195V196H84ZM79 196V197H78ZM83 196V197H82ZM166 196V195H165ZM85 197V198H84ZM83 200H82V199ZM78 199V200H77ZM81 199V200H80ZM93 199V200H92ZM91 200V201H90ZM162 201V199L159 201V203ZM126 202V201H125ZM124 200H122L119 204H118V207H120V206H122L124 203ZM51 203H55V201H51L49 204L51 205V207H54L53 205L54 204H51ZM67 203H64V206L66 207L67 206ZM158 203V202H157ZM56 204V203H55ZM83 204H81V207H82V205ZM87 205V206H86ZM156 205H158V204H156ZM154 206V207H157V206ZM80 206V205H79ZM92 206V207H91ZM57 207V206H56ZM55 208V207H54ZM88 209H89V207H88ZM89 209V210H90ZM52 210H53V208H52ZM50 211V214H52V212L53 213H57L56 215H55V217L54 218H52L51 219V221H50V223L51 222H53L54 221V224H55V226L57 225V223L59 222V220H61L62 219V216H63V212L62 211H64V208L61 210V211H59V212H56L55 210H53V211ZM154 210V209H153ZM105 210H103V212H104ZM107 211V210H106ZM106 211H105V213H106ZM153 211H151L149 214L151 215V214H153L152 213ZM109 213V212H108ZM107 213V214H108ZM61 214V215H60ZM106 214V215H107ZM149 214H147V216H145V218H144V220L143 221H141V223L139 224V226L140 225H143L144 224V222H147V220H148V218L150 217V215ZM110 215V214H109ZM106 216V218H107V220H106V218H103L104 216H100V215H98V216H93V218H90V219H87L88 220V226H86V230H92V229H94V230H97L96 228L97 227H102V226H104V225H106V223H107V221L109 220V218H111L112 216ZM50 215L48 214V216H44V218H46V217H49ZM61 216V217H60ZM100 216V217H99ZM109 217V218H108ZM57 218H58V221H57ZM98 218V219H97ZM146 218H147V220H146ZM56 219V220H55ZM146 220V221H145ZM57 222V223H56ZM106 222V223H105ZM50 223L48 224V226L50 225ZM95 223V224H94ZM92 224H94V225H92ZM102 225V226H101ZM48 226H46L45 227V229L43 228L42 230H41V232H38L37 234L38 235H35L34 236V240H33V246L31 247L30 246V244H29V242L28 241H26V237L25 236H23V238H21L20 240H19V242H20V245L19 246H17V247H19V249H17V247L15 248V255H13L12 254V256H11V259L8 261V264L10 263V261H11V263L10 264H36V262L38 261V262H40V261H43V260H45L46 259V257L47 256H49L51 253H52V251L55 249V248H58V247H60L61 245L63 246L64 245V243H65V245L63 246V250H62V252L60 253V255L59 256H61L62 254H63V256L65 257L64 259H63V261L64 262H62L63 264H71V262H73L72 260L73 259H71V256H73L75 253H76V251L78 250V247H76V248H74L75 247V245H73V247H72V243H70L69 241V235H70V231L71 230H69L68 229V226L65 224V226H63V227H61L60 228V231H59V233H57L55 236H52L51 238L52 239H54V240H52L51 238L49 239V240H47L45 243L43 242L42 244H44L43 246H42V248L39 250V252H38V256L37 255H35L33 258H30V257H32L33 256V253H34V251H35V249H36V247H38V245L43 241V239L45 238V234H48V232H50L53 228L51 227L50 229H49V231L47 232H45V230H48ZM91 226V227H90ZM94 226V227H93ZM65 227H67V228H65ZM47 228V229H46ZM44 230V231H43ZM68 231V232H67ZM59 234V235H58ZM57 236V237H56ZM25 237V238H24ZM60 239V240H59ZM41 240V241H40ZM57 241V242H56ZM64 241V242H63ZM54 242V243H53ZM59 242V243H58ZM27 243V244H26ZM35 243V244H34ZM57 243V244H56ZM60 243H62V244H60ZM69 243H70V245H69ZM56 244V245H55ZM59 244V245H58ZM28 245V246H27ZM47 245V246H46ZM50 246V247H49ZM52 246V247H51ZM61 246V247H62ZM23 247V248H22ZM31 247V248H30ZM35 247V248H34ZM22 248V249H21ZM44 248V249H43ZM47 248V249H46ZM52 248V249H51ZM72 248V249H71ZM77 249V250H74V249ZM17 249V250H16ZM31 249V250H30ZM70 249V250H69ZM49 250V252H46V251H48ZM51 250V251H50ZM31 251H33V252H31ZM41 251V252H40ZM44 251L46 252V254L44 255ZM31 252V253H30ZM71 252V253H70ZM49 253V254H48ZM41 254H42V256H41ZM114 254V253H113ZM47 255V256H46ZM17 256V257H16ZM40 256V257H39ZM62 256V257H63ZM111 256H113V255H111ZM37 257V258H36ZM43 257H45V258H43ZM13 258V259H12ZM42 258V260H40ZM17 259V260H16ZM28 259H29V262H28ZM37 259H39V260H37ZM31 260H34V262L33 261H31ZM35 260H36V262H35ZM33 262V263H32Z\"/></svg>",
    "mask_w": 264,
    "mask_h": 264
},
{
    "label": "water",
    "instance_id": "obj_3",
    "mask_svg": "<svg viewBox=\"0 0 264 264\" xmlns=\"http://www.w3.org/2000/svg\"><path fill=\"white\" fill-rule=\"evenodd\" d=\"M264 64V54L190 137L83 264H91ZM150 233L131 264H264V112Z\"/></svg>",
    "mask_w": 264,
    "mask_h": 264
}]
</instances>
